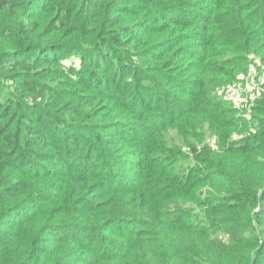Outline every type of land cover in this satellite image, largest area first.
Listing matches in <instances>:
<instances>
[{
    "label": "trees",
    "instance_id": "16d2710c",
    "mask_svg": "<svg viewBox=\"0 0 264 264\" xmlns=\"http://www.w3.org/2000/svg\"><path fill=\"white\" fill-rule=\"evenodd\" d=\"M135 1L142 19L125 25L112 17L121 12L123 0H93L91 16L84 9L80 16L79 0H0V93H7L0 99V264H215L219 255L209 256L203 240L226 220L209 218L213 201L226 209L256 205L255 194L241 180L228 185V194L199 198L204 217L180 226L181 205L191 196L197 199L210 174L198 176L199 169L177 170L173 164L163 172L159 167L169 122L177 121L174 126L187 141L203 135L196 131L204 124L217 136L231 127L225 117L229 110L210 95L208 83L233 80L248 68L247 55L264 49V0L190 1L200 21L181 18L186 0ZM151 20L159 27L150 26ZM217 24L223 34L214 32ZM132 33L154 37L145 43L150 50L144 47L136 55L150 62L154 49L160 66L146 69L127 56L122 45ZM185 41L194 43V50L180 46ZM107 51L122 57L116 69L123 74L94 91L111 90L107 95L118 98L113 102L119 114L114 122L93 125L76 94L52 82L77 87L79 93L98 87L97 71H105L102 62L113 59ZM73 52L88 55L79 68L60 64ZM185 56L190 63L183 66ZM207 61L208 74L199 70ZM182 67L192 76L171 73ZM129 84L138 91L130 102ZM263 100L264 93L257 101ZM155 117L163 119L158 127L149 120ZM258 137L256 148L263 152L264 128ZM223 140L214 156L227 159L212 167L226 182L228 160L256 148L248 141L227 147ZM173 150V157L182 156L179 147ZM212 156L195 160L213 164ZM169 233L194 239L186 237L187 246L167 243ZM239 260L243 263L244 256Z\"/></svg>",
    "mask_w": 264,
    "mask_h": 264
},
{
    "label": "rangeland",
    "instance_id": "374dc122",
    "mask_svg": "<svg viewBox=\"0 0 264 264\" xmlns=\"http://www.w3.org/2000/svg\"><path fill=\"white\" fill-rule=\"evenodd\" d=\"M186 1L189 2L187 3L188 5H185L183 7V13L185 14L181 18L186 19L188 17H194L195 19L197 18L200 21L202 18L200 17V15H197L201 14L200 11H198V8L196 9V7H194L192 3H190V1L194 2L196 0ZM89 3L92 4L93 0H79V4H81V8L79 10L80 16H85L83 9L87 10L88 15H92L93 10L90 9H92L93 7L89 6ZM144 5L149 8L148 10L151 9V6L148 3H144ZM137 6L138 4L135 0H123L120 8L121 12L117 9V11L112 14V17L117 18L115 19V22L120 24H135L136 22H139V20L142 19V15L137 16L139 14ZM53 14H51L50 16H53ZM156 22L151 20L150 26L159 27L158 25H160V23L158 21ZM88 23L89 22L87 20L85 27L87 29H90L91 25ZM111 27H115V25L113 26V24H111ZM221 27L222 26L219 24L216 25L214 29H217V31H214L216 35L223 34ZM129 35L130 34L124 36V44L122 45V50H126L127 52H129L127 56L131 57L133 63H135L137 66H142L146 69L148 67L153 69V67L151 66L157 67L161 65V59H157L158 54L152 53L154 49L150 53V62H147V57L140 59L139 56L141 55H136L144 49L145 43L154 37L149 38L145 35L136 36L135 33H132L131 36ZM180 46L185 49L187 48V50H194V48L191 47L194 46V43L192 42L185 41L181 43ZM145 50L149 51L150 48L145 47ZM107 53H111L109 56H113V59L112 61L110 59L109 61H103L104 59H101V61H103L102 66L105 68V71L102 69H99L97 71L99 75L98 87H93V85H91L89 91H81L79 93L77 87H66L62 83L52 82V85L55 86L57 89H61V86H63L64 88H67V90L72 94V96L76 94L75 98H78V100L76 101L80 102L81 105L84 106L82 113L86 108L87 115H89V121H87V123H91L93 125L97 124L102 126L107 122H114L118 118L119 114V111H117L119 110V105L113 102L118 98H110L109 95H107V93L109 94V91L111 90H108L107 93H105V91L101 94L95 93L97 91H94L97 89H101L107 84L109 85L111 81H116L118 76L120 74H123V72L120 73L118 69H116V64H118L117 61H120V58L122 57L118 54L114 55L112 51H107ZM179 54L180 57H184L181 52H179ZM263 54L264 49L262 51H259L258 53H249L247 55L248 68H246V70L242 71L241 73H235L236 75L233 80L226 81L218 77L216 78V80H218L217 83H208V87L210 88L209 90H211L210 95L214 96L216 99L218 98L220 100H223L222 106L229 110L228 113H225V117L229 120L231 127H224L222 136H217L213 134L211 129L209 128V125L204 124L203 128H199L196 131L198 132V134L202 132L203 135L197 136L196 139L192 137L189 138V143L186 139H184L185 137H182V134L178 130V128L174 126L177 121L175 122V124H173L174 121L171 123L169 122V126L166 127L165 132L162 134V140L165 141L162 151L160 149L161 162L159 168L162 169V172L163 170L168 169V165L173 164L177 170H188L191 168L199 169V171L197 172L198 176L202 174L203 176L210 174L209 179L205 178V183H202L203 185H201L199 189H197V199L191 196L189 202L183 203L181 205L180 209L183 210V216H179L181 217V221L178 223L180 226L184 225L186 220L187 222H192V218H194V220L195 218H203V214L205 211L204 208L201 209L200 207H198V200H200L199 198L203 200V198L208 196L210 192H213L215 196H218L219 194L224 195V192L228 190L226 191V194H228V192H230V188L228 187L229 184H241L242 180L245 186V190L247 192L254 193L256 196V205H252L250 207H248V205H245L244 209H242V207L237 208L234 205H231L232 207L230 209H226L223 206L221 207V205L219 206L218 202L213 201L212 205L215 209L212 213L209 214V218L217 219V216H222L226 220V223H224L223 226L218 228L219 230L217 228L214 229L216 231L212 234V236H210V238L203 240V245H209V247L211 248L209 256L212 255L213 257H215V254L219 255L214 259L215 264H264V151L261 152L260 149L256 148L258 147V144L261 142L262 139L258 137V134L264 128V100L260 102L257 101L260 98L261 94L264 93ZM83 56V59L85 60L88 57L86 53L73 52L67 57H62L59 62L63 65L65 64L67 66L79 68V61ZM186 57L187 56L183 58V66L190 63L189 61H187ZM207 59L209 58L207 57ZM198 64L199 61L197 65ZM209 65L210 62L207 61L206 63L201 65V67H198H200L199 70H202L204 73L208 74L211 68ZM171 73L176 75L179 74L181 75V78H188L192 76L191 72L187 73L186 71H184L183 67L181 70L177 69L175 71H171ZM159 82H163L164 84L166 81H164L163 79H159ZM8 84L9 82L5 79V86L7 87ZM247 84H249L247 86L248 93L245 94L244 97L238 96L237 99L240 102L242 99L248 98L247 103H245V101H243L242 103L237 102V104H228L227 102H225V92H227L232 87L236 89L238 87H245ZM129 86L131 88L128 89V102H130V100L132 99L130 97H134L135 94L138 92H136L137 89L132 87L133 85L129 84ZM81 87H83L82 84ZM168 88H170V86ZM123 89L126 90L127 87L124 86ZM152 91H154V88H152L151 93ZM167 91H169V89H167ZM257 91L260 93L258 94ZM6 94L7 93L5 91L1 92L0 99L4 98ZM254 96H256V98H250ZM108 104H110V106H107ZM179 109H185V107L181 106L179 107ZM149 120L152 123V127H158V122L163 119L155 117V120H151L150 118ZM154 138L156 140L157 137L155 136ZM218 138L227 139L226 141L223 140V142H225V146L227 147L231 146L232 141L234 142L233 148H238L242 146L245 141H248V144H254L256 148V150L252 153L242 155L234 159L233 157H231L228 160V165L224 167V170L229 174L228 176H230V180L226 182L225 178L219 175L220 173H214V170L216 169L215 167H212L214 166L215 162H217L219 159H227L224 156H219V158L214 156V154H220V150L218 147L220 146V141H218ZM174 147H179L181 149V151L183 152L182 156H172ZM157 149L159 150V148ZM158 154L154 153L153 156L157 158L159 156ZM211 154H213V156L211 157L212 161L214 162L213 164L205 161L195 160L196 158H207L209 155L211 156ZM149 156H151L150 151ZM148 178L155 180L154 177ZM223 183L224 187L221 188L220 186ZM200 190L202 191V195H200ZM166 221L171 225V223L167 219ZM128 226L130 225L128 224ZM171 232H174V230H172ZM178 236L179 234L176 235L174 233H169L166 238V242H173V240L175 242L179 241L182 243V246H187V244L190 243L188 240V243L186 242L187 236L183 235L179 236V238ZM74 238L79 239L81 237H78V235L76 234L74 235ZM190 239L192 240L194 238L191 237ZM214 250L217 253H215ZM62 251L67 252L68 247H64ZM241 256H244L243 263L239 260V257ZM234 257L235 259H233ZM137 262L139 263V259ZM96 263L110 264L101 260L97 261Z\"/></svg>",
    "mask_w": 264,
    "mask_h": 264
},
{
    "label": "built area",
    "instance_id": "2783aa9c",
    "mask_svg": "<svg viewBox=\"0 0 264 264\" xmlns=\"http://www.w3.org/2000/svg\"><path fill=\"white\" fill-rule=\"evenodd\" d=\"M245 83V82H244ZM246 84V83H245ZM249 84H247L245 87H238V88H230L227 92H225L224 97L232 104L239 102L238 96H242L244 97L245 94L248 93V86ZM236 91V92H235ZM257 93L259 94L260 92L257 91ZM258 94H253V95H258ZM258 97V96H257ZM251 99L256 98V96L254 97H250ZM246 99V100H245ZM242 99L239 103H242L243 101H245V103H247L248 98Z\"/></svg>",
    "mask_w": 264,
    "mask_h": 264
}]
</instances>
